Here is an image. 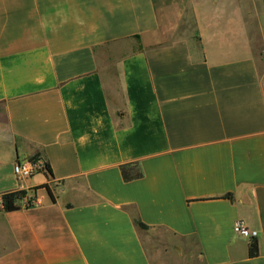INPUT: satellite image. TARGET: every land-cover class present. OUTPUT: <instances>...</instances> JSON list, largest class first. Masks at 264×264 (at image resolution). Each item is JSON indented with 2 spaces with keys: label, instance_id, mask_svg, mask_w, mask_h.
<instances>
[{
  "label": "crops",
  "instance_id": "1",
  "mask_svg": "<svg viewBox=\"0 0 264 264\" xmlns=\"http://www.w3.org/2000/svg\"><path fill=\"white\" fill-rule=\"evenodd\" d=\"M0 264H264V0H0Z\"/></svg>",
  "mask_w": 264,
  "mask_h": 264
},
{
  "label": "trees",
  "instance_id": "2",
  "mask_svg": "<svg viewBox=\"0 0 264 264\" xmlns=\"http://www.w3.org/2000/svg\"><path fill=\"white\" fill-rule=\"evenodd\" d=\"M44 168H45V174L47 175L48 178L52 177V170L51 167L47 162L44 161ZM47 191L52 195L50 192V189L48 186H44ZM39 189V188H36ZM28 193L25 190H16V191H10V192H5L2 194V206L3 210L5 212H13V211H18L21 209H29L34 207L32 203L29 204H23V198L27 195ZM231 194H228L226 197L231 198ZM35 198L31 197V200H34ZM135 225L140 228V229H148V226L144 224L140 219H135ZM248 253L249 257H257L259 255V245L256 239H252L249 248H248Z\"/></svg>",
  "mask_w": 264,
  "mask_h": 264
},
{
  "label": "built area",
  "instance_id": "3",
  "mask_svg": "<svg viewBox=\"0 0 264 264\" xmlns=\"http://www.w3.org/2000/svg\"><path fill=\"white\" fill-rule=\"evenodd\" d=\"M15 176L19 180H25L30 177H32L37 172H43L45 173L44 168V162L41 158H33L30 161H26L23 163H17L14 165L13 168ZM32 203L34 206L38 205V202L36 199L31 200V197L27 194L23 198V204H29ZM233 231L235 234L242 236L244 238L248 239H256L258 236V231L249 228L247 225H245L242 221H237L233 226Z\"/></svg>",
  "mask_w": 264,
  "mask_h": 264
},
{
  "label": "rangeland",
  "instance_id": "4",
  "mask_svg": "<svg viewBox=\"0 0 264 264\" xmlns=\"http://www.w3.org/2000/svg\"><path fill=\"white\" fill-rule=\"evenodd\" d=\"M105 73L107 74V77H108L107 81L110 83L113 82L112 85L115 88H117V82H118L117 74H118V72L115 69L114 63L109 64V67L106 69Z\"/></svg>",
  "mask_w": 264,
  "mask_h": 264
}]
</instances>
